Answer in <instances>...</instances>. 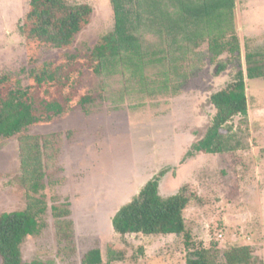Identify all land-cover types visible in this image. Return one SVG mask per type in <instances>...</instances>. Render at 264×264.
<instances>
[{"label": "rangeland", "instance_id": "rangeland-1", "mask_svg": "<svg viewBox=\"0 0 264 264\" xmlns=\"http://www.w3.org/2000/svg\"><path fill=\"white\" fill-rule=\"evenodd\" d=\"M67 1L91 4V22L71 48L44 50L42 60H58L65 52L84 55L114 27L110 0ZM29 3L0 0V72L16 75L25 86L30 84L29 56L39 54L27 49L21 33ZM237 3L241 51L208 60L179 96L166 102L150 100L138 110L107 112L104 108L90 117L76 108L25 132L65 133L61 171L56 183L46 190L50 208L45 226L22 246L26 264H84V255L93 248L101 250L102 264H186L193 246L217 248L213 259L221 261L222 251L239 245H250L264 264V78L246 80L248 116L235 117L230 123L238 148L219 154L200 153L182 161L190 145L213 121L216 109L212 94L245 68L247 52L264 51V0ZM218 62L229 63L219 75L215 74ZM79 79L83 81L73 89L75 96L93 88L96 81L88 69ZM168 166L160 192L168 195L184 185L189 187L191 199L185 210L189 240L184 234L155 238L116 233L112 219L118 209ZM21 176L16 135L0 145V213L26 207ZM61 203L71 204L74 222L73 242L65 250L52 216V206ZM119 251L124 252V259H115Z\"/></svg>", "mask_w": 264, "mask_h": 264}, {"label": "trees", "instance_id": "trees-1", "mask_svg": "<svg viewBox=\"0 0 264 264\" xmlns=\"http://www.w3.org/2000/svg\"><path fill=\"white\" fill-rule=\"evenodd\" d=\"M110 3L114 27L90 52H65L58 60H42L44 50L72 47L77 35L91 22L93 7L67 0H30L21 26L27 49L39 53L28 59L30 84L25 86L16 75L0 72V145L18 135L21 179L26 191L24 209L0 213V264H26L22 246L29 236L43 230L50 208L46 190L56 183L61 171L65 133H25L29 128L51 123L76 108L90 117L104 108L107 112L138 110L150 100L166 102L179 96L208 60L215 61L225 52L241 51L237 0ZM245 63L230 84L212 94L211 103L216 109L213 121L206 133L190 145L182 161L200 153L219 154L238 148L233 143L235 132L230 123L235 117L248 116L246 80L264 78V51L247 52ZM228 65L218 62L215 74L227 70ZM86 69L96 77L94 87L75 96L73 89L83 81L79 78H84ZM169 171V166L159 170L118 209L112 219L116 233L155 238L184 234L189 240L185 222L191 199L189 187L161 194V181ZM71 214L70 203L52 206L63 250L73 242ZM216 252L217 248L193 246L186 264H263L250 245L226 248L221 261L213 259ZM115 256L124 259V252H116ZM83 263L102 264L101 250H89Z\"/></svg>", "mask_w": 264, "mask_h": 264}, {"label": "built area", "instance_id": "built-area-1", "mask_svg": "<svg viewBox=\"0 0 264 264\" xmlns=\"http://www.w3.org/2000/svg\"><path fill=\"white\" fill-rule=\"evenodd\" d=\"M219 236L221 237L222 235L220 234Z\"/></svg>", "mask_w": 264, "mask_h": 264}]
</instances>
